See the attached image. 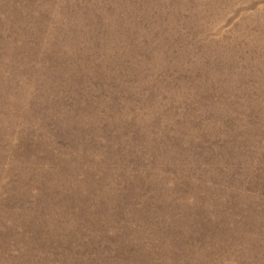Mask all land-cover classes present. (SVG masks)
Masks as SVG:
<instances>
[{
    "label": "rangeland",
    "instance_id": "rangeland-1",
    "mask_svg": "<svg viewBox=\"0 0 264 264\" xmlns=\"http://www.w3.org/2000/svg\"><path fill=\"white\" fill-rule=\"evenodd\" d=\"M0 264H264V0H0Z\"/></svg>",
    "mask_w": 264,
    "mask_h": 264
}]
</instances>
